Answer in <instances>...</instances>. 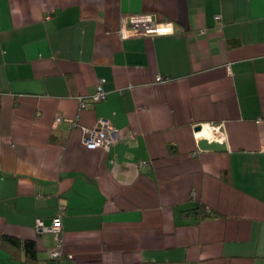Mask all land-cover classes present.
<instances>
[{
    "label": "crops",
    "instance_id": "0c3cea01",
    "mask_svg": "<svg viewBox=\"0 0 264 264\" xmlns=\"http://www.w3.org/2000/svg\"><path fill=\"white\" fill-rule=\"evenodd\" d=\"M60 212L58 264H264V0H0V264H51Z\"/></svg>",
    "mask_w": 264,
    "mask_h": 264
},
{
    "label": "built area",
    "instance_id": "2783aa9c",
    "mask_svg": "<svg viewBox=\"0 0 264 264\" xmlns=\"http://www.w3.org/2000/svg\"><path fill=\"white\" fill-rule=\"evenodd\" d=\"M175 25L171 21H165L163 23H159L154 21L150 16L144 15H136L130 18L129 25H125L120 30V34L125 36L127 33H133L135 35H143V36H154V35H167L174 33ZM169 79L165 77H159L158 83H166ZM105 80L101 79L97 86L96 93L91 97L92 103H98L106 99L107 93L104 90ZM123 91H121L122 93ZM81 102V107H86L88 104L86 103L85 98H78ZM62 121V118H58L57 122ZM74 128L82 129L84 132L83 144L88 149H102L104 151H109L110 148L117 141L118 131L112 125H110L107 121H101L94 128H86L82 127L77 123V120L74 121ZM207 129L211 134L210 141H219L222 142V138L224 137V127L221 125H207L202 126V131ZM198 135V134H197ZM216 137V138H214ZM220 138V140H219ZM224 139V138H223ZM223 143V142H222ZM61 211L64 210V207L60 208ZM37 231L38 233L50 232L55 235L57 248L53 252L50 253V259L52 264L58 262L62 259V231H63V219L62 213H58V215L53 219V223L51 227H46L42 221L37 222Z\"/></svg>",
    "mask_w": 264,
    "mask_h": 264
},
{
    "label": "trees",
    "instance_id": "16d2710c",
    "mask_svg": "<svg viewBox=\"0 0 264 264\" xmlns=\"http://www.w3.org/2000/svg\"><path fill=\"white\" fill-rule=\"evenodd\" d=\"M1 243H2V245L8 244V245L16 246L18 248L20 246H22L26 250V253L28 255L29 260H35V258H36V248H35V243L33 241L21 242L19 240H16V239H13L10 237H3V238H1ZM58 262H55V264H58Z\"/></svg>",
    "mask_w": 264,
    "mask_h": 264
},
{
    "label": "water",
    "instance_id": "95a60500",
    "mask_svg": "<svg viewBox=\"0 0 264 264\" xmlns=\"http://www.w3.org/2000/svg\"><path fill=\"white\" fill-rule=\"evenodd\" d=\"M202 131V126L196 128V132ZM198 147L203 152H224L227 151V145L219 141H210L209 139L202 138L198 141Z\"/></svg>",
    "mask_w": 264,
    "mask_h": 264
},
{
    "label": "rangeland",
    "instance_id": "374dc122",
    "mask_svg": "<svg viewBox=\"0 0 264 264\" xmlns=\"http://www.w3.org/2000/svg\"><path fill=\"white\" fill-rule=\"evenodd\" d=\"M202 132H204V133H206V135H204V137H199L200 139H202V138H206V139H211V134H210V132L208 131V130H203Z\"/></svg>",
    "mask_w": 264,
    "mask_h": 264
},
{
    "label": "bare ground",
    "instance_id": "6f19581e",
    "mask_svg": "<svg viewBox=\"0 0 264 264\" xmlns=\"http://www.w3.org/2000/svg\"><path fill=\"white\" fill-rule=\"evenodd\" d=\"M205 130H206V129H205ZM204 135H206V133H204V132L201 131V132L198 133L197 136H199V137H204ZM199 137H198V138H199ZM206 138H207V137H206ZM199 139H200V138H199Z\"/></svg>",
    "mask_w": 264,
    "mask_h": 264
}]
</instances>
